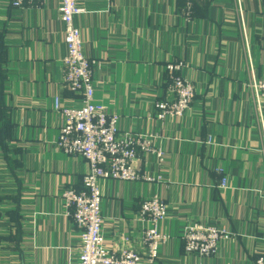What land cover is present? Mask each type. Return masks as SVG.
I'll return each mask as SVG.
<instances>
[{
	"label": "crops",
	"instance_id": "1",
	"mask_svg": "<svg viewBox=\"0 0 264 264\" xmlns=\"http://www.w3.org/2000/svg\"><path fill=\"white\" fill-rule=\"evenodd\" d=\"M79 1L76 23L99 62L96 100L121 116V131L155 134L165 150L163 160L137 162L159 174L152 183L101 180L107 246L142 250L141 201L157 194L172 236L157 264H255L264 252V137L248 83L253 72L264 79V0H190L192 13L189 0ZM62 31L57 0H0V264H78L62 194L82 188L89 164L54 144L53 96L80 98L64 85ZM179 62L175 73L196 96L184 116L162 120L155 102L173 97L167 64ZM191 219L229 233L213 256L185 251Z\"/></svg>",
	"mask_w": 264,
	"mask_h": 264
},
{
	"label": "built area",
	"instance_id": "2",
	"mask_svg": "<svg viewBox=\"0 0 264 264\" xmlns=\"http://www.w3.org/2000/svg\"><path fill=\"white\" fill-rule=\"evenodd\" d=\"M43 1L12 0V5L18 8ZM57 1L63 23L61 35L66 47L62 58L64 85L80 98L73 104H66L62 93L53 96L52 109L61 118L59 136L54 144L59 150L82 157L89 164L88 171L82 177V188L69 186L62 194L67 214L72 217L79 232L78 264H157L161 247L172 238L163 229V223L168 218V203L157 194L141 201L139 220L145 225L142 250L133 246L109 248L104 234V195L100 182L110 179L152 183L160 178L159 174L141 171L137 162L142 154L146 158L163 160L165 150L156 146L155 134L121 131V116L110 112L107 105L96 100L98 84L94 75L99 62L87 54L81 28L76 23L77 16L85 8L79 0ZM187 4L189 13H192L190 0ZM181 67L182 62L167 64L173 97L155 102L157 116L162 120L184 116L195 99L194 84L175 73ZM248 86L253 92V102L260 115L264 137V79L258 78L253 72ZM220 186L223 189L229 187L227 177L221 179ZM180 237L187 253L211 257L219 249L220 242L230 235L222 227L191 219L184 226ZM255 264H264V252Z\"/></svg>",
	"mask_w": 264,
	"mask_h": 264
}]
</instances>
